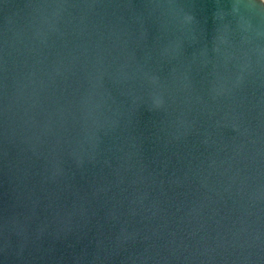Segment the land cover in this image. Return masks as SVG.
I'll return each mask as SVG.
<instances>
[{"label": "water", "instance_id": "1", "mask_svg": "<svg viewBox=\"0 0 264 264\" xmlns=\"http://www.w3.org/2000/svg\"><path fill=\"white\" fill-rule=\"evenodd\" d=\"M0 264H264V0H0Z\"/></svg>", "mask_w": 264, "mask_h": 264}]
</instances>
